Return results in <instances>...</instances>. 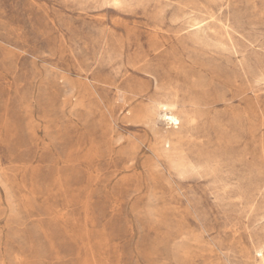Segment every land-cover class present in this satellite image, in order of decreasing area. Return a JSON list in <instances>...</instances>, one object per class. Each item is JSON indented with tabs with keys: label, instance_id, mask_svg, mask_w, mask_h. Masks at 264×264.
<instances>
[{
	"label": "rangeland",
	"instance_id": "374dc122",
	"mask_svg": "<svg viewBox=\"0 0 264 264\" xmlns=\"http://www.w3.org/2000/svg\"><path fill=\"white\" fill-rule=\"evenodd\" d=\"M0 264H264V0H0Z\"/></svg>",
	"mask_w": 264,
	"mask_h": 264
},
{
	"label": "bare ground",
	"instance_id": "6f19581e",
	"mask_svg": "<svg viewBox=\"0 0 264 264\" xmlns=\"http://www.w3.org/2000/svg\"><path fill=\"white\" fill-rule=\"evenodd\" d=\"M161 118L170 125L178 124V119L175 116L164 114L161 116Z\"/></svg>",
	"mask_w": 264,
	"mask_h": 264
}]
</instances>
